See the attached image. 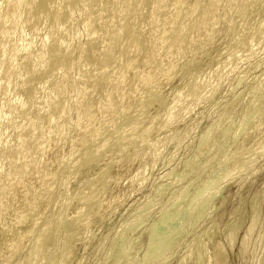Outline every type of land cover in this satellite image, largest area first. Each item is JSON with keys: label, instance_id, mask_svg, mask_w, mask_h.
Segmentation results:
<instances>
[{"label": "bare ground", "instance_id": "1", "mask_svg": "<svg viewBox=\"0 0 264 264\" xmlns=\"http://www.w3.org/2000/svg\"><path fill=\"white\" fill-rule=\"evenodd\" d=\"M87 3L90 2L5 0L4 4L1 2L3 6L0 4V237L10 235L12 242H16L11 246V253L18 255L22 251L24 238L27 235L34 236L26 257H23L25 261L21 259L24 263L19 261L22 264H71L70 256L75 241L79 236L90 239L91 219L98 217L101 220V212L105 206L109 207L123 199V195L114 196L108 186L118 184L121 180L132 181L137 178L141 186L146 182L148 173L156 167L165 145L173 142L176 149L183 144L189 132L178 136L172 134L164 140L160 137L161 140L157 138L158 141L153 137L154 140H148V136L154 132L158 134L164 126L167 128V125L182 122L197 106L207 103L213 97L220 87V81L223 82L241 62L252 59L264 49V19L252 24L254 17L264 15V0H95L93 5ZM142 6L146 9L141 8ZM140 9H145L146 13ZM140 12L145 14L141 18L149 19V23L146 22V26L149 25L147 28L142 24L145 19L143 22L142 19L139 20L146 31L141 30V24H138ZM156 17H159L160 25L153 20ZM156 27L161 29L157 30ZM80 31L85 39L82 44L76 41L80 37ZM216 42L225 47L224 51L216 46ZM212 53L215 54V60L226 53L227 56L208 68V65H203L202 60L211 57ZM175 78L182 85L165 105L160 86L163 81L169 83ZM237 79L242 80L240 76ZM263 83L264 75L253 87L258 90L257 87L261 88ZM238 98L234 101L232 99L224 107L226 109L223 113H219L212 130L210 128V131H204L203 141L198 143L199 152L205 144H213L219 127L228 119V112L232 111ZM249 103L246 111L248 113L253 108L256 115L254 113L252 116L256 117L248 128L245 126V135L242 137L241 134L242 138L234 142L233 150H227V155L223 153L222 158L226 156V162L228 156L230 161H227L231 165L225 171L223 167V176L216 181L218 183L237 171H246L249 167L251 169L253 164L264 158V92ZM153 106H156L155 114L151 115L149 109ZM242 121L239 127L247 125L246 120L243 121L244 125ZM89 122H92L93 127L88 131ZM59 148H67L62 157L56 160L53 158L55 161L52 164L44 162L46 157L55 155ZM173 156L169 157L167 164L174 160ZM121 160L126 161L129 166L138 161L141 166L132 177L123 178L127 169L124 174L112 177L111 167ZM102 162L104 164L100 166ZM228 163L226 162L227 165ZM51 165L54 166L52 171L49 169ZM37 177L42 182L44 180V184L40 190L37 189L36 194L29 193L33 195L29 200H24L26 212L20 216L17 214L18 220L13 224L5 220L4 213L12 209L14 190L23 188L26 191ZM79 177H83L81 186L70 189L69 183ZM203 184L207 186V183ZM183 191L187 192V189ZM203 193L198 187L190 199L197 204ZM2 200H5L3 204ZM254 200L251 205L256 206ZM155 202L152 204L155 205ZM184 208L182 210L187 211L188 206ZM251 209L256 210L253 207ZM177 211L175 216L185 213ZM170 212L168 210L169 214ZM165 215L164 218L170 217ZM251 215V222L249 221L239 244L240 256L247 250V241L256 229L258 216L255 217L254 213ZM144 218L147 220V217ZM170 218V222H163L164 226L167 222L174 223L173 217ZM173 220L176 223L177 216ZM239 224L242 225L239 222L229 232L227 230L226 240L230 248L235 244ZM21 225H24L23 231L20 229ZM61 227L64 230L63 236L60 240H54L56 234L52 237L53 228ZM161 227L163 226L160 225ZM62 230H58L57 235ZM119 231L122 232V229ZM263 236L264 230L258 233L257 239H254L258 242L253 241V246L264 243ZM82 238L80 240H84ZM201 239L199 243H202ZM219 243L213 251L207 250L206 261L198 253L195 257L200 261L198 263L204 260L205 264H225L226 255ZM162 246L160 244L158 248L161 249ZM197 247L194 246L192 250L189 247L187 256L184 255L185 258H181L177 264H183L188 256L191 259L195 250L200 252ZM206 249L203 248L205 253ZM130 250L129 252L132 251ZM262 250L263 257L259 254L260 259L256 257V249L253 251L254 263L251 264H264V248H261V253ZM125 253L123 258L130 259L127 258L130 254L126 253L128 256H125ZM9 262L11 263L0 250V264H10ZM132 262L130 261L131 264Z\"/></svg>", "mask_w": 264, "mask_h": 264}, {"label": "rangeland", "instance_id": "2", "mask_svg": "<svg viewBox=\"0 0 264 264\" xmlns=\"http://www.w3.org/2000/svg\"><path fill=\"white\" fill-rule=\"evenodd\" d=\"M2 1L4 4L5 0H2ZM88 1L90 3H92V5H93V2L95 3V0L92 2H91V0H87V2ZM1 2H0V4H1ZM3 4H1V5L3 6ZM1 5H0V9L2 8ZM89 7H91V6H87V8H89ZM145 7H146V5H145ZM145 7L142 6L141 8H145ZM78 9H79V11L81 10L80 7ZM145 9H142V10L140 9V11H143L144 13H146ZM143 12H140V17H139L138 21L142 19L141 22H143V20L145 19L144 23H142V24L147 28V26L149 27V25L146 26V24L149 23V19L147 20L146 17L141 18L142 15L143 16L145 15V14H143ZM156 18H157V20H156ZM156 18H154L153 20L158 22L159 17H156ZM263 19H264V15H258L256 17H254V21H252V24H253V22H254V24H255V22L258 23L259 21H261ZM141 22L139 21L138 24H141ZM146 22H148V23H146ZM142 24H141V27H142L141 30L146 31L147 29L145 27L143 28ZM154 25H156L155 22H154ZM157 25H160V22H158ZM139 28H140V26H139ZM159 28L160 27H158V28L156 27L157 30H160L162 28V26L160 29ZM80 33L82 34V31H80ZM80 33H79L80 37H78V39H76V41L79 44H82V43H84L85 39L83 37L84 34L80 35ZM74 45L75 44H73V46L71 47L72 50L74 49ZM216 46L219 47L222 51H224L225 47L220 42H218L216 44ZM214 55L215 54L212 53L211 57L203 58V60H202L203 65L204 66L208 65L207 66L208 68L209 67L212 68L213 67L212 65L214 63L224 59L227 56V53H226V55L224 54V56H221L222 58H218L217 60H215ZM234 55H235V52H234ZM257 55H258V53L256 54L255 57H252V59L251 58L246 59L243 62H241L242 64L240 63L238 65L237 69H235L236 71L234 70L233 72H231L232 74L230 73L229 76H227L226 79L223 80V82L220 81V83H219L220 87L217 88L218 90H216L213 97L210 100H208L209 102L207 101V103H202V105L200 104V106H197V108L188 117H186L187 119L185 118L182 122L176 123V125L175 124L169 125L170 127L167 125V128L164 126L163 127L164 130L162 129L158 134H157V132H154V134L153 133L150 134L151 136L149 135L150 137L148 136V138H147L148 140H150V138L153 137L155 140L158 141L157 138L160 139V137L162 140H164L169 135H172V134H174V135L176 134L178 136L180 133L181 134L182 133L187 134L189 132V135L187 134L185 136L186 138H185V141L183 142V144L181 143L178 147H176V149L173 147V145H174L173 142L165 145V149L163 151V154H161V157L157 160L156 167L150 171L151 174L148 173V175L146 176L147 180L145 183H143L144 185L142 184L140 186L139 185V178H137V179L132 180V181L131 180H124V181L121 180L118 184L112 183L108 186V189L111 192H113L114 196H116V195L122 196L123 195V199H121L120 201L114 202L109 207L105 206L103 208V210L101 212L102 222H101V220H99L100 218H98V217H95L96 219L94 217L91 219V223H90V229H91L90 234H91V236L89 235L90 239H86L87 238L86 236H85L86 238L83 237L84 240H80L82 238L81 236H79V239L77 238L78 240L75 241V243H74L75 247L73 245L72 255L70 256V263L71 264H79V263L80 264H112L113 262H115L114 264H119L121 262V260H122V262L120 264H131L130 261H133L132 264H142V263L143 264H148V263L149 264H161V263L162 264H177L179 262V260L184 257V255L187 256V254L190 251L189 249L191 248L192 245H193L192 248L194 246H198L197 249L200 252H197V250H195V252H193L194 254L191 255V259H189L190 256H188L187 258L189 259V261H188V259H186V261H185L186 263L185 262L184 263L185 264H205V261L207 259L206 257L208 256V251H210V252L213 251V248L219 242L221 243V244L220 243L219 244L221 245V247L223 249V253H225L224 255H226L225 256L226 257L225 258V261H226L225 264H251V262H253V260H254L253 251L255 249H256V257L260 259L261 254H262L261 258L263 257V250L261 253V248L262 249L264 248L263 247L264 243L260 242V245H255L256 247L253 246L254 245L253 243L255 241H256L255 243L258 242L257 240H254V239H257L258 233L260 231L264 230L263 229L264 228V193H263L264 192V158L260 159V161L258 160L255 164H253L252 167H254V168L251 167V169H250V167H249L246 169V171L240 170L239 171L240 173L237 171V172L233 173L234 175L232 174L233 176L230 175L232 177L229 176V177L225 178L224 179L225 181L222 179V181L220 180V183H218L219 181L216 182L218 179H220L223 176L222 171L223 170L225 171V168H228L231 165V162H229L230 160L228 159L229 158L228 156H227V160H229V161L226 160V162L227 163L229 162V163H228V165L226 164V162H225L226 156L223 157L224 159L222 158V155H224L223 153H226L225 155H227L228 154L227 150H229V152L233 150L232 146L234 147V142L236 143L238 139L240 140L245 135V131L247 129L245 130L244 128H246L247 126L249 127L254 122L253 118L256 117V116L255 117L252 116L254 113H255L254 115H256V111H252V110H254L253 108L251 110H249L248 113L246 110L250 104L249 102H252L255 98H257L260 95V93L264 92V86H263L264 83L261 85V88H260V86L257 87L258 90L256 88H254L256 86L255 84L258 82L260 77H263V75H264V49H263V51L259 52L258 56ZM238 76H240L242 78V80L241 79L238 80L237 79ZM165 82L163 81L160 88H161V98H162V100H164V104L166 105L167 103L170 102L171 98L174 96L177 89L182 85V82H180L178 78H175L173 81H171L169 83H165ZM253 88L256 89V91ZM249 91H250V94H249ZM241 93H243V94H241ZM236 97L237 98L239 97L238 98L239 100L237 99L235 101V103L233 104L232 111L230 110V112H228V115H227L228 119L225 122H223V125L220 126L221 128L219 127L220 131L218 130L219 133L216 135L215 141L213 142V144H210L208 146L205 144L200 149V152H199L198 145L203 141L202 135H205L204 131L209 130L211 127L212 128L215 127L213 125L215 123H217V120L219 118L218 117L219 113H223V110L226 109L224 107L228 106L230 104V102H232L236 99ZM154 108H156V106H153L151 109H149V112L151 115L155 114ZM162 110H163V108L161 109V111ZM157 113L159 114L158 111H157ZM242 120L243 121L246 120L245 124H247V125H244V122ZM241 121H242L244 127H239L241 125ZM91 123L92 122L88 123V125H90V127L88 128V131L91 130L93 127V126H91ZM191 123L192 124L194 123L195 125H191ZM190 125L193 129L190 127ZM212 128H211V130H212ZM190 130L193 132H191ZM185 131H186V133H185ZM240 131H242V132H240ZM237 135L238 136L241 135L242 137L241 136L238 137ZM164 136H165V138H164ZM200 137H201V140H200ZM79 139H80V137H78V140ZM233 140H235V141H233ZM66 149L67 148L57 149L55 151V155H50V156L46 157L44 159V162H47L48 164H52L57 158L62 157V155L65 153ZM196 150L199 152V154ZM177 151H179V152H177ZM172 155L175 156V157L173 156L174 160H172L170 163L168 162V164H167V160ZM222 160H223V162H222ZM123 161L121 160L116 165H113L111 167L110 175L112 177L124 174L126 169H127V173L124 175L123 178L125 179L128 177H132L134 172L138 169V167L141 166V163H139L138 161H134L131 166L126 165L127 162L126 161L123 162ZM207 162H208V164H207ZM103 164H104V162L100 163V166ZM225 164L227 165V167H225ZM98 166H99V164H98ZM125 166H128V168H126ZM218 166H220V167H218ZM204 167H206V168H204ZM223 167H224V169H223ZM202 168H204V169H202ZM49 169H51V171L54 170V166L51 165ZM250 174L253 176H251ZM168 177H170V178H168ZM41 180L42 179H40L39 177L35 178L31 182V184L29 185V187L27 188L26 191L23 188L14 190L12 209L4 213V219L5 220H7L8 222L10 221V223L13 224L18 220V217L21 214H24L26 212L27 208H26V205L24 204V202L26 200H29L33 196L30 194H36L37 191L42 188V185L44 184V180H43V182ZM178 180H179V184H178ZM82 181H83V177H79V178L74 179L73 181H71L69 183L70 189H72V190L78 189V186L80 184H82ZM202 182L207 183V186H206V184H203ZM215 183H217L218 185ZM204 185H205V187H204ZM208 185L211 188H209ZM242 185L244 188L242 187ZM160 186H161V188H160ZM198 187L200 189H202L204 193L199 199L201 202L198 200L197 204H194V201L190 198L193 197V194L195 193V190ZM214 187H215V189H214ZM182 188L184 190L187 189V192L183 191ZM261 190H262V192H261ZM217 191H218V193H217ZM183 192H185V193L183 194ZM214 192H216V194ZM131 194H132V196H131ZM178 194H180V196ZM25 195H26V197H25ZM157 195H158V197H157ZM184 195H185V197H184ZM175 196H176V199H175ZM154 197H155V199H154ZM177 197H179V200ZM254 197H255V200H254ZM159 198L162 200H160ZM201 199H203V200H201ZM252 199L254 200V202L256 201L255 203H256L257 207L255 205L254 206L251 205V203L253 202ZM257 199H258V201H257ZM190 200L193 201L191 203L193 206L189 205V203L191 202ZM4 201L5 200H2V204L4 203ZM142 202L143 203L145 202V204H143ZM153 202H155L154 203L155 205L152 204ZM220 204H221V206H220ZM148 205H150V206H148ZM141 206L142 207L144 206V207L142 208ZM151 206H152V208H151ZM187 206H188V208H187ZM250 206H251V208L253 207L256 210L253 209L254 210L253 211L251 208H249ZM182 207L187 208V211L185 208H184L185 210H182ZM139 208H140V210H139ZM149 208H151V209H149ZM172 208H173V210H172ZM177 209H178V211H177ZM193 209H194V211H193ZM168 210H169V212L172 210L170 212V214L171 213L173 214L172 216L168 213ZM190 210H192V212ZM176 211L179 213H182V211H184L185 213H182L180 216L176 215L177 220L179 222L176 221V223H175V220H173V219H176V216H175ZM251 211H253V213L255 214V217L258 216L260 219L258 217L256 218V219H258V220H256L257 221L256 222V229H254L251 238H249V241H247V250L244 252V255L240 256L239 255V248H240L239 244H240L242 235L244 234L243 232H245V230L249 226L248 224H250V222H251L250 217H252L251 214H253ZM56 212H57V210L55 211V213ZM133 212H135V213H133ZM142 212L144 215L142 214ZM15 213H16V215H14ZM145 213H147V214H145ZM202 213L203 214L205 213V214L203 215ZM134 214H136V215H134ZM163 214L164 215L167 214V215H165V217H167V216L173 217L172 222L174 221V223H169L170 222L169 220H171V218L170 217L164 218ZM148 215H149V217H148ZM137 217H138V219H137ZM139 217H141V220L139 219ZM142 217L143 218L147 217L146 218L147 220H144L145 218L143 219ZM178 217H179V219H178ZM162 218H164V219H162ZM134 219H135V221H134ZM166 219H168V220H166ZM128 220H130V221H128ZM136 220H138L137 222L139 224L136 223ZM139 220H140V222H139ZM160 221H162V224ZM165 221H169V222H167L166 226L163 225L166 223ZM258 221H259V223H258ZM132 222L134 225L132 224ZM163 222H165V223H163ZM236 222H237V224L239 222H241L242 225L240 226V224H239L240 230L237 233L238 234L236 236L237 238H235V244L233 245L232 248H230L229 245L227 244L226 235L230 231V228L232 229L234 227V225H237V224H235ZM142 223H144V224H142ZM231 223H233V224H231ZM257 223H258V225H257ZM130 224H132V225L130 226ZM158 224H159V226H158ZM160 225H162L164 228L163 227L160 228ZM211 225H213V226H211ZM214 225H215V227H214ZM121 226H123V227H121ZM157 226L160 228V230H157V228H158ZM222 226H224V227H222ZM179 227H180V229H179ZM209 228H211V231ZM20 229H21V231H23L24 225H21ZM119 229H122V232H120L121 230L119 231ZM217 229H218V231H217ZM58 230H62V227L57 228V229L53 228V230H52V232H53L52 237H54V234H56L54 237V240H56V239L60 240V238L63 236L62 232L64 230L60 231L61 236L59 233L57 235V232H59ZM227 230H228V232H227ZM54 231L56 233H54ZM117 231H119L118 232L119 234L116 233ZM128 231H130V232H128ZM158 231H159V233H157ZM167 231H169V232H167ZM149 232H151L152 234ZM121 234H122V236H121ZM115 235H116V237H115ZM57 236H58V238H56ZM152 236H153V238H152ZM198 236H199V239H198ZM200 237L203 239V241ZM151 238H152L153 242H152ZM263 238H264V236H263ZM33 239H34V236H32V235H27L24 238V240L22 241V251H21V253L18 254V255H20L18 258H17L18 255L11 253V246H13V244L16 242H14V243L12 242L13 238L10 235L0 237V250L3 252L6 259H9V261H11V263L9 262L10 264H22L21 262L24 263V261H25V259H23V257L24 258L26 257L27 250L31 247V244L33 243ZM200 239H201L202 243H199ZM150 242L152 244L154 242L155 243L152 246V244ZM195 242H196V244H190V243H195ZM119 244H121V245H119ZM160 244H163L161 249L158 248ZM113 245H114V247H111ZM200 245H201V247H200ZM203 245L204 246L206 245V247H204ZM121 247H122V249H121ZM192 248H191V250H192ZM203 248H207L206 253H205V251H203ZM251 248H252V250H251ZM128 249L129 250L131 249L132 251L130 250L131 252H129ZM112 250L115 252H113ZM126 251H128V252H126ZM108 252L111 254H109ZM122 252H124V253L126 252V253H128V255L130 254L129 257H127L130 259L127 260L126 258H123L124 253H122ZM112 253L113 254L116 253V254L113 255ZM117 253H119V254L122 253V254L119 256V254L117 255ZM126 253H125V256H128V255H126ZM198 253L199 254L201 253L202 258L205 260V261L202 260V263H198L200 261L197 260V258H195L196 255H198ZM205 254H206V256H204ZM145 255H147L148 258ZM113 257H115V258H113ZM120 257H121V259H120ZM256 257H255V259H256ZM117 258L119 260H117ZM161 258H162V260L160 261ZM167 258H168V260H166ZM21 259L24 261H22ZM150 259H151V262H150ZM126 260L128 262H126ZM143 260L148 262V263L144 262ZM19 261H21V262L19 263Z\"/></svg>", "mask_w": 264, "mask_h": 264}]
</instances>
